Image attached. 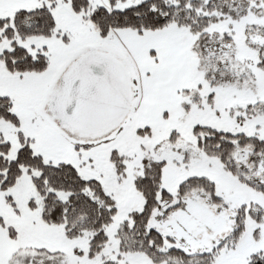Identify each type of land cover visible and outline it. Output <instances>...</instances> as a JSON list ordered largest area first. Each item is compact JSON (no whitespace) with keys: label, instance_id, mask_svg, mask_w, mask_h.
Wrapping results in <instances>:
<instances>
[{"label":"snow or ice","instance_id":"obj_1","mask_svg":"<svg viewBox=\"0 0 264 264\" xmlns=\"http://www.w3.org/2000/svg\"><path fill=\"white\" fill-rule=\"evenodd\" d=\"M0 264H264V0H0Z\"/></svg>","mask_w":264,"mask_h":264}]
</instances>
